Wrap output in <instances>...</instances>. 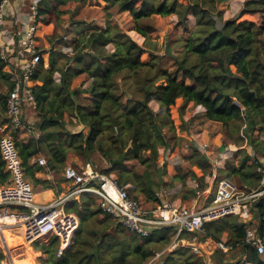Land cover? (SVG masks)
<instances>
[{
    "label": "trees",
    "instance_id": "trees-1",
    "mask_svg": "<svg viewBox=\"0 0 264 264\" xmlns=\"http://www.w3.org/2000/svg\"><path fill=\"white\" fill-rule=\"evenodd\" d=\"M77 1L44 0L40 8L38 48L44 49V44L51 48L47 52L49 69L41 60L34 78V96L41 115L39 133L26 141L14 138L28 181L42 191L51 190L59 195L65 188L60 173L69 155L82 156L86 165L94 153H99L108 167L99 171L93 166L95 170L106 176L115 175L119 186L126 188L133 199L138 201L144 195L147 203H154L151 208H156L163 204L158 191L165 186L163 175L167 174V166L158 165L159 150L169 149L171 139L177 145L184 141L178 135L189 131L184 117L192 106L203 109L204 119L221 124L224 146L235 145L238 150L223 168L215 170L201 151L192 146L191 154L185 156L192 164L191 171L173 169L176 174L168 187L181 183L186 188L188 180L193 181L197 188L188 192L190 197H197L207 190L206 178H212L216 171V175L225 179H237L240 187L249 192L258 190L257 162L264 155V141H259V136L264 134V0L246 1L238 18L225 21L221 28L217 27L214 17L223 18L218 6L228 0H183L181 3L178 0H102L105 10L116 7L119 12L128 13L132 31L144 39V45L115 28H94L67 43V47L73 48L72 55L63 54L55 51L61 39L56 42V37L47 36L44 28L52 25L50 17H60L58 7ZM255 13L260 14V23L253 19ZM189 14L195 18L199 31L192 32L184 26L188 35L176 41L175 70L164 68L151 49V37L156 30L141 22L153 16L175 15L183 23ZM109 45L113 46V52H108ZM56 74L60 76L59 82ZM81 75L91 80L89 87L72 88L73 80ZM0 83L7 89L6 96L0 94V127H8L11 126L7 117L8 92L14 84L1 60ZM80 94L88 96L85 105L74 100ZM152 102L159 105V112L151 107ZM65 115L77 118L88 133H68ZM14 130L17 136L22 129ZM249 148L260 157L251 156ZM148 152L151 160L145 158ZM41 155L47 158L46 167L36 161ZM138 164L155 168L158 181L154 182L149 170L137 174ZM39 173H54L58 179L39 178ZM8 183L9 175L0 155V186ZM97 205L89 195L66 205V212L80 221L72 243L60 258L56 238L36 246L37 252L44 256L40 264H148L176 234L173 227H165L149 237L138 236L103 214ZM251 211L260 220L258 228L252 226V221L247 225L227 216L206 223L203 239L221 242L227 233L225 244L239 248L247 256L245 263L240 260L235 264H264L257 252L244 242L248 229H258L264 237V196L251 204ZM182 238L191 243L190 234ZM226 254L217 250L212 255L213 263L228 264L224 261ZM163 256L157 258L161 257L162 264H207L204 258L185 247ZM5 259L0 249V263ZM155 262L158 264V260Z\"/></svg>",
    "mask_w": 264,
    "mask_h": 264
},
{
    "label": "built area",
    "instance_id": "built-area-1",
    "mask_svg": "<svg viewBox=\"0 0 264 264\" xmlns=\"http://www.w3.org/2000/svg\"><path fill=\"white\" fill-rule=\"evenodd\" d=\"M43 1L2 0L0 5V60L5 63V71L14 84L8 92L7 117L15 129L29 131L23 120L25 108L36 105L34 78L44 59V50L38 48L37 41ZM5 130L4 127L0 128V155L9 175V183L0 186V242L3 244L4 233L9 229L19 230L28 244L56 238L59 242L57 257L60 258L71 245L80 224L78 217L67 213L65 207L70 201L89 195L99 201L103 214L110 216L126 231L149 237L155 230L173 227L176 241H182L183 245L192 244L195 254H200L197 236L204 232L206 223L232 215L251 219V203L264 196L262 155L257 162V172L260 175L258 190L249 192L245 187L238 189L231 180L220 179L213 205L202 209L165 202L156 208L145 210L139 201L130 197L126 188L119 186L114 177L100 173L91 164L81 168L65 167L62 172L67 185L65 194L54 201L39 203L36 201L33 184L26 178L15 140L5 135ZM36 161L42 167L48 164L44 157H39ZM55 176L54 173H49L48 179L54 180ZM216 177L214 173V181ZM211 191L212 185L210 191L206 192ZM200 195L201 193L198 194ZM184 234L191 235L192 243L182 238ZM210 242L215 251L228 254L232 249L223 241ZM244 242L258 256L264 257V237L258 230L248 229ZM246 259L247 256H243L242 262L245 263ZM0 264L11 263L2 261Z\"/></svg>",
    "mask_w": 264,
    "mask_h": 264
},
{
    "label": "rangeland",
    "instance_id": "rangeland-1",
    "mask_svg": "<svg viewBox=\"0 0 264 264\" xmlns=\"http://www.w3.org/2000/svg\"><path fill=\"white\" fill-rule=\"evenodd\" d=\"M162 1V0H159ZM172 1V0H169ZM183 0H178V3H181ZM248 0H228L227 2L218 6V10L223 12V18L219 20L217 17H214V20L217 23V27L221 28L223 23L227 20L237 19L239 14L244 9L245 2ZM104 2L102 0H79L75 3H70L65 7H58L57 10H60V17L52 16L49 18V23L52 25L44 28V32L47 33V36H55L56 40L54 42H58L59 38L61 39L55 45V51L62 52L63 54L72 55L73 48L67 47V43L77 37L84 36L88 30H93L94 28H106L111 27L115 28L117 31L127 34L130 38H132L139 45H144V39L141 38L136 32L132 31L133 23L131 17L128 13H121L116 7L110 8L108 10L104 9ZM249 19V17H246ZM253 19L260 23V14L255 13L253 15ZM181 19L175 15L170 17H159L153 16L150 19L143 20L141 22L142 25H148L155 28L156 32L151 37V41L153 44L151 45V49L160 58V65L169 70H175L174 60L177 56L176 50L177 45L176 41L179 39H185L188 34L184 31V26H187L188 29L192 32H198V28L196 27L195 18L189 14L186 17V20L183 23H180ZM46 24V22H45ZM48 24V23H47ZM46 24V25H47ZM41 29V28H40ZM52 45V44H51ZM44 64L47 65L45 68L49 69V56L48 50L51 48L49 44H44ZM113 46L109 45L107 47L108 52H113ZM59 74L55 75V79L59 82ZM91 80L86 75H81L73 80L72 88L85 90L89 87ZM7 89L5 86L0 83V94L1 96H6ZM86 98L88 96L86 94H80V98L77 100L75 98V102L85 105ZM151 107L155 112H159V105L156 102H152ZM25 113V124L29 131L21 130V133L17 136H14L15 130L13 127L8 126L5 130V135L11 136L13 139L19 140H29L31 136H36L39 133L38 126L41 122L40 108H38L37 104L35 106H31L30 108H26ZM203 109L199 107L190 106L187 110V113L184 117L185 121L189 124V131L179 134L180 138H183L184 141L177 145V141L175 139H171V147L169 149L160 148L159 150V160L158 165L160 167L167 166V174L163 175V181L165 182V186L160 188L158 191V197L161 200L160 203H171L176 206L187 207V208H196L202 209L206 207H211L213 205V200L215 198V192L217 188V182L220 179H223L222 176L217 174L216 180L214 178H206V183L208 185L206 191H210V187L212 185V191L203 192L200 196L190 197L189 190L197 188V184L193 181L187 182L186 188L183 187L181 183H176L173 187H168L171 182V177L176 174L177 170H185V173H188L192 169V164H190L185 156H189L191 154L190 149L192 146L197 147L201 153L208 159L210 164H212L213 168L216 170L218 168H223L226 162L232 160L234 158L235 152L238 150L235 145L227 144L224 146L223 140V127L219 123L211 122L202 116ZM6 117V113L4 115ZM64 122L66 124V131L68 133L76 134L80 131H84L85 134L88 133V130L85 129L82 125L79 124L78 119L75 117H68L65 115ZM2 128V127H0ZM259 141H264V134L259 136ZM207 146V147H206ZM264 150V147L262 148ZM249 153L251 156L260 157V154L249 148ZM69 159L66 163V167L71 166H79V168L83 167L85 164L82 156H78L76 154L69 155ZM40 157H44L46 160V156L41 155ZM145 158L151 160V154L148 152L145 155ZM89 163L92 166H95L97 170L101 171L103 168L108 167V162L102 157L99 153H94ZM238 164V163H237ZM176 168V169H175ZM178 168V169H177ZM175 169V170H173ZM135 170L137 174L142 175L146 170H149L152 179L154 182H157L159 179V174L155 171V168L148 167L147 165H136ZM216 174V171H214ZM213 173V174H214ZM61 174V173H60ZM39 178H43V175H37ZM112 177L115 178V175L112 174ZM58 178H56L57 180ZM190 179V178H189ZM232 182L238 189H241V184L237 179H231ZM35 192L38 193L39 197L36 198L37 202H42L45 199V196L41 195L42 191L39 187H35ZM48 195H51L48 193ZM52 196V195H51ZM132 194L130 197L132 198ZM58 195L55 193V197ZM90 198L96 200V206L98 201L96 197L89 196ZM147 197L142 195L139 198V202L145 210L151 209L154 203L146 201ZM253 203V202H252ZM251 203V204H252ZM251 219L243 218L240 215H232L238 222H253L252 226L258 228L260 220L257 218L256 213L251 211ZM218 220V219H217ZM258 230V229H256ZM128 232H126L127 234ZM15 234V233H14ZM204 232L197 236V243L200 245V254H195L193 251L192 244L183 245L182 241H176L175 236L172 235L171 243L164 247L162 251L158 253V255H164L179 249L180 247H185L190 249L195 255L198 257L204 258L207 264H214L212 261V255L216 252L214 250L213 244L210 241L211 239H203ZM15 235H12L8 242L11 244H7L4 242H0V249L4 252L6 259L4 261H8L11 264H21L22 261L25 264H40V258L44 257L42 252H37L36 246L40 247V245L46 244L48 241L45 239H41L33 244H28L24 241V239L18 240L14 238ZM14 238V240L12 239ZM182 239V238H180ZM186 238H184L185 240ZM10 240V241H9ZM193 238L190 239L192 243ZM223 242H227V233L223 234L222 237ZM188 241V240H186ZM175 243V244H174ZM179 247V248H178ZM232 248V247H231ZM31 254L33 256H31ZM151 259L148 264H153L156 260H158V264H162L161 257L157 259ZM163 256V257H164ZM243 254L241 250L231 249L228 254L225 255L224 261L228 264H235L238 261H242ZM264 260V257L262 258ZM156 264V262L154 263Z\"/></svg>",
    "mask_w": 264,
    "mask_h": 264
},
{
    "label": "crops",
    "instance_id": "crops-1",
    "mask_svg": "<svg viewBox=\"0 0 264 264\" xmlns=\"http://www.w3.org/2000/svg\"><path fill=\"white\" fill-rule=\"evenodd\" d=\"M38 175H43V174H38ZM44 176V178H46V179H48V175H46V174H44L43 175ZM61 176H62V173H61ZM56 178H58L57 176H55V178H54V180L53 181H56ZM64 186H65V188H64V190L62 191V193H60L59 195H58V197L57 198H59L60 196H62V195H64L65 194V192H66V187H67V185H66V182L64 183ZM36 193V192H35ZM47 193H50L51 195H48ZM55 191H51V190H47V191H41L40 192V194L41 195H43V196H45V199H44V201H42V202H39V203H47V202H51V201H54V200H56L57 198H54L55 197ZM37 194L38 193H36V196H37ZM39 196V195H38ZM37 198V197H36ZM81 199V198H80ZM80 199H76V200H72V201H80ZM72 201H70V202H72ZM6 232H10L9 234H11V236L14 234L15 235V238H17L18 240H20V239H23V237H22V235H21V232L19 231V230H17V229H9V230H7ZM17 233V234H16ZM13 239V238H12ZM3 240H4V242L5 243H9V244H11V242H8V238H7V236H6V234L4 233V236H3Z\"/></svg>",
    "mask_w": 264,
    "mask_h": 264
},
{
    "label": "bare ground",
    "instance_id": "bare-ground-1",
    "mask_svg": "<svg viewBox=\"0 0 264 264\" xmlns=\"http://www.w3.org/2000/svg\"><path fill=\"white\" fill-rule=\"evenodd\" d=\"M10 232H5V234H6V236H7V238L9 239L10 237H11V234H9ZM17 234V233H16ZM14 235V234H13ZM15 238V237H14ZM14 238H13V240H14ZM10 241V240H9ZM31 256H33L32 254H31ZM21 264H25V262L24 261H22V263Z\"/></svg>",
    "mask_w": 264,
    "mask_h": 264
}]
</instances>
